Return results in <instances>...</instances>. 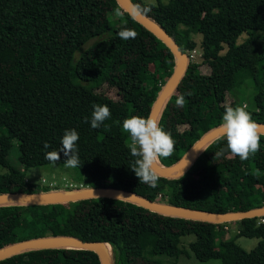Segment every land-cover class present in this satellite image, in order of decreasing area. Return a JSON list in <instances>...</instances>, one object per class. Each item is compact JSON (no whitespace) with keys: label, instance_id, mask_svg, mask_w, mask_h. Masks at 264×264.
I'll use <instances>...</instances> for the list:
<instances>
[{"label":"trees","instance_id":"trees-1","mask_svg":"<svg viewBox=\"0 0 264 264\" xmlns=\"http://www.w3.org/2000/svg\"><path fill=\"white\" fill-rule=\"evenodd\" d=\"M132 1L189 55L198 49L192 35H202L201 55L191 57L159 117L158 124L175 142L169 156L157 157L162 165L177 162L201 136L223 123L225 107L237 106L226 102L227 95L247 76L253 78L256 93L253 107H244L253 121L264 122V36L256 33L264 32V0ZM121 29L135 31V38L120 39ZM243 33L247 37L238 42ZM175 65L166 43L117 0H0V166L7 169L0 173V193L50 191L49 185L38 188L28 181L27 172L64 163L62 155L54 162L45 159V152L59 150L64 131L75 129L78 139L89 144L77 149L81 166L76 167L87 176V186L110 184L189 209L225 212L264 206L261 132L259 149L247 159L231 153L221 135L182 174H157L156 187L140 183L131 169L136 158L130 155L122 122L133 115L149 116ZM182 94L184 105L176 107L175 99ZM94 104L110 111L98 128L89 123ZM38 138L52 149L41 147ZM15 145L21 168L9 159ZM261 218L235 221L237 236L259 238L256 247L246 250L223 242L230 222L165 215L121 198L5 204L0 205V247L33 237L73 235L107 242L112 264H165L156 256L186 253L181 237L193 234L189 248L201 261L264 264ZM228 245L234 251L225 250ZM0 264L101 262L94 250L48 247L16 253Z\"/></svg>","mask_w":264,"mask_h":264},{"label":"water","instance_id":"water-1","mask_svg":"<svg viewBox=\"0 0 264 264\" xmlns=\"http://www.w3.org/2000/svg\"><path fill=\"white\" fill-rule=\"evenodd\" d=\"M119 5L134 18L141 22L146 28L153 32L157 37L166 43L172 50L176 59V65L170 78L167 80L157 99L155 100L149 116L159 121L160 114L173 90L178 85L181 77L188 67L190 58L187 52L180 49L175 39L155 20L145 14L132 0H117ZM260 126L259 132L264 133V122L255 121ZM221 125L211 129L201 136L184 155L172 165H162L159 161L155 162L156 174L164 177H175L185 172L193 163L197 155L214 139L224 135ZM96 197H114L126 199L144 206L152 211L165 215L180 216L189 219L205 220L215 223L235 222L244 218L264 216V206L252 208L244 211H210L203 209H189L185 207L171 205L165 202L155 201L143 197L131 190L124 188L111 187L104 184L100 187H90L66 190L60 192L36 191V192H2L0 193V205H5L4 201L17 200L18 203L12 204H49L77 201L81 199ZM109 245L101 240H83L73 235H48L33 237L0 247V260L12 256L16 253L31 249L48 247L84 248L97 252L101 264H112Z\"/></svg>","mask_w":264,"mask_h":264},{"label":"clouds","instance_id":"clouds-1","mask_svg":"<svg viewBox=\"0 0 264 264\" xmlns=\"http://www.w3.org/2000/svg\"><path fill=\"white\" fill-rule=\"evenodd\" d=\"M117 35L122 40H128L134 39L136 33L131 29H121ZM183 105L184 95H178L175 99V106L182 108ZM109 116L108 106L94 104L89 120L90 126L92 128L100 127ZM222 120L221 128L227 141V149L231 153L238 155L240 160H245L259 149L260 133L258 129L260 126L251 119V114L245 107H225ZM121 127L130 137L128 144L130 155L136 158L134 167L131 169L139 178L140 183L156 187L158 176L155 171V162L157 157H167L172 153L175 142L171 134L151 116L145 118L133 115L124 119ZM78 137L79 134L75 129H66L60 139L59 150L45 152V159L54 162L62 155L66 168H80L76 144ZM43 147L48 148L47 142ZM221 154L222 152H216L215 156Z\"/></svg>","mask_w":264,"mask_h":264},{"label":"rangeland","instance_id":"rangeland-1","mask_svg":"<svg viewBox=\"0 0 264 264\" xmlns=\"http://www.w3.org/2000/svg\"><path fill=\"white\" fill-rule=\"evenodd\" d=\"M146 3H153L158 4L161 3H168L170 0H143ZM257 34L264 36L263 31H256ZM196 41L198 42V49L197 53L193 52V57H198L201 55L202 48H201V41L202 35L200 33L192 35ZM247 37L246 33H243L240 37L238 42L243 41ZM91 40L89 43H91ZM88 43V44H89ZM226 51V47L220 52V54H224ZM202 68L206 69L205 66ZM209 71V70H208ZM207 71V72H208ZM106 93L109 96H115V93L111 90L106 88ZM256 93V89L254 86V80L251 76H247L241 82L239 87L233 88L229 94L227 95L226 102L230 103L234 101L237 106H243L246 104L247 107H253L254 103V95ZM43 139L38 138L37 143L43 147L44 143ZM48 148L46 150H51L52 146L47 142ZM77 149L83 148L88 149L89 144L83 140L78 139L76 141ZM44 148V147H43ZM45 149V148H44ZM9 159L13 166L21 168V163L19 161V150L18 147L15 145L11 152ZM7 172V169L0 166V173ZM27 179L30 182H33L38 185V188L42 186L49 185L53 192H60L66 190H75V189H82L87 188V176L81 174L76 168H66L64 163H55L50 166H42V167H33L29 169L27 172ZM234 222V221H233ZM229 231L226 233L225 239L223 242L232 241L235 246H240L246 250H251L259 242V238L256 237H247V236H237L238 225L234 222L228 223ZM195 239V235L188 234L181 237L180 246L187 250L186 253L180 254L179 256H169V255H157L156 257L161 259V261L165 264H172L174 262H178L180 264H222L219 259H211L208 261H201L199 260L194 253L189 248V243ZM231 239V240H230ZM216 247H221L220 242H215ZM234 246V248H235ZM225 250L227 251H234L232 246L228 245Z\"/></svg>","mask_w":264,"mask_h":264},{"label":"bare ground","instance_id":"bare-ground-1","mask_svg":"<svg viewBox=\"0 0 264 264\" xmlns=\"http://www.w3.org/2000/svg\"><path fill=\"white\" fill-rule=\"evenodd\" d=\"M156 161H158V158L156 159ZM19 201L17 200H7V201H4L5 204H12V203H18ZM108 248H109V253H110V247L109 245H107Z\"/></svg>","mask_w":264,"mask_h":264},{"label":"built area","instance_id":"built-area-1","mask_svg":"<svg viewBox=\"0 0 264 264\" xmlns=\"http://www.w3.org/2000/svg\"><path fill=\"white\" fill-rule=\"evenodd\" d=\"M189 55V54H188ZM193 55L191 54V55H189V58L191 59V57H192ZM160 195V194H159ZM262 218H261V222H264V216H261Z\"/></svg>","mask_w":264,"mask_h":264},{"label":"crops","instance_id":"crops-1","mask_svg":"<svg viewBox=\"0 0 264 264\" xmlns=\"http://www.w3.org/2000/svg\"><path fill=\"white\" fill-rule=\"evenodd\" d=\"M232 223H234V222H232ZM228 227V226H227Z\"/></svg>","mask_w":264,"mask_h":264}]
</instances>
